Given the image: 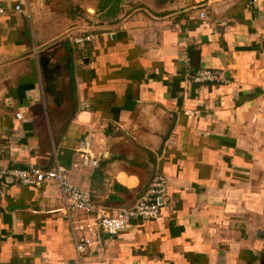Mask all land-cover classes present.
I'll list each match as a JSON object with an SVG mask.
<instances>
[{
	"label": "crops",
	"instance_id": "obj_1",
	"mask_svg": "<svg viewBox=\"0 0 264 264\" xmlns=\"http://www.w3.org/2000/svg\"><path fill=\"white\" fill-rule=\"evenodd\" d=\"M131 5L143 10L120 15ZM0 10V167L61 166L108 211L131 207L155 174L169 180L160 216L105 236L92 259L77 255L70 224L87 217L66 215L57 184H5L0 264H243L264 243L242 238L264 225V0H0ZM79 34L92 41L76 46ZM55 66L58 105L43 71ZM201 69L223 82L193 83ZM83 139L96 168L79 165Z\"/></svg>",
	"mask_w": 264,
	"mask_h": 264
},
{
	"label": "built area",
	"instance_id": "obj_2",
	"mask_svg": "<svg viewBox=\"0 0 264 264\" xmlns=\"http://www.w3.org/2000/svg\"><path fill=\"white\" fill-rule=\"evenodd\" d=\"M14 10L20 11V7L15 6ZM1 13L2 10H0ZM26 17L29 18L30 16L27 15ZM69 40L76 46L83 48L92 41V35H70ZM191 79L195 84L223 82L221 75L210 69L196 71ZM21 117L20 113L16 114L17 119H21ZM74 151L79 156L81 167L96 168L99 165V159L92 154L90 139L77 142ZM77 166L78 164L72 165L74 168ZM10 182H16L24 187L39 186L45 183L57 184L64 198L66 215L70 218L71 214L81 212L87 217L78 223L70 221V224L77 255L88 256L92 259L102 254L105 236L108 238L115 237L125 230L130 222L138 218L141 221H153L160 216V208L167 201L169 180L162 174H155L145 191L131 207L114 211L96 207L87 192L69 182L67 170L61 166L45 170L36 165H27L20 169L0 167V198L3 195L5 184Z\"/></svg>",
	"mask_w": 264,
	"mask_h": 264
},
{
	"label": "rangeland",
	"instance_id": "obj_3",
	"mask_svg": "<svg viewBox=\"0 0 264 264\" xmlns=\"http://www.w3.org/2000/svg\"><path fill=\"white\" fill-rule=\"evenodd\" d=\"M114 6H115V9H117L119 7V2H116ZM141 10H143L142 5H131L127 9H125L123 11H120V15H124V18H125L127 15H132L133 13L136 15ZM261 217H263V216L261 215ZM259 226L261 227V229H258V232L257 231L254 232V230H252L250 233L247 232L245 234V236H242V238L245 239V241L247 243H250V244L252 243L253 238L257 242L258 241H261L262 242V238H264V225H263V222H261V224H259ZM256 234H257V236H256ZM254 243H256V242H254ZM254 243H252V244H254ZM263 245L264 244L260 243V245H257V248L256 249L254 248L252 251L246 250L244 253L247 256V259H248V256L250 254H255L254 251H256V254L262 252L264 250ZM251 246H254V245H251Z\"/></svg>",
	"mask_w": 264,
	"mask_h": 264
},
{
	"label": "water",
	"instance_id": "obj_4",
	"mask_svg": "<svg viewBox=\"0 0 264 264\" xmlns=\"http://www.w3.org/2000/svg\"><path fill=\"white\" fill-rule=\"evenodd\" d=\"M47 63V60H46ZM58 66H55L54 70H43L44 71V80H45V91L48 95L53 97L54 103L56 105L59 104L61 100V91L57 90L58 87ZM57 74V75H56ZM138 221H141L140 218L137 219Z\"/></svg>",
	"mask_w": 264,
	"mask_h": 264
},
{
	"label": "flooded vegetation",
	"instance_id": "obj_5",
	"mask_svg": "<svg viewBox=\"0 0 264 264\" xmlns=\"http://www.w3.org/2000/svg\"><path fill=\"white\" fill-rule=\"evenodd\" d=\"M263 248H264V245H263ZM254 252H255V254H250L248 256V259H247V256L244 257L243 264H264V250L260 253H257V254H256V251H254Z\"/></svg>",
	"mask_w": 264,
	"mask_h": 264
},
{
	"label": "trees",
	"instance_id": "obj_6",
	"mask_svg": "<svg viewBox=\"0 0 264 264\" xmlns=\"http://www.w3.org/2000/svg\"><path fill=\"white\" fill-rule=\"evenodd\" d=\"M195 52H196V51H195ZM195 52L193 53V55L191 56V58L194 57V58L196 59V61L198 62V58H199V56H198V53L195 54ZM194 54H195V55H194Z\"/></svg>",
	"mask_w": 264,
	"mask_h": 264
}]
</instances>
